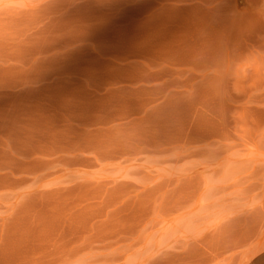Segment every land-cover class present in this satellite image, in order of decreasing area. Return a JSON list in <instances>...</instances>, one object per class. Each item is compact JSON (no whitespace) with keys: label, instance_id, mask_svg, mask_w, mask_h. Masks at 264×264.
I'll return each instance as SVG.
<instances>
[{"label":"rangeland","instance_id":"rangeland-1","mask_svg":"<svg viewBox=\"0 0 264 264\" xmlns=\"http://www.w3.org/2000/svg\"><path fill=\"white\" fill-rule=\"evenodd\" d=\"M264 258V0H0V264Z\"/></svg>","mask_w":264,"mask_h":264},{"label":"crops","instance_id":"crops-1","mask_svg":"<svg viewBox=\"0 0 264 264\" xmlns=\"http://www.w3.org/2000/svg\"><path fill=\"white\" fill-rule=\"evenodd\" d=\"M257 264H264V258L260 260Z\"/></svg>","mask_w":264,"mask_h":264}]
</instances>
